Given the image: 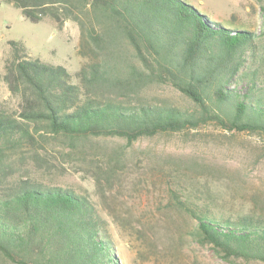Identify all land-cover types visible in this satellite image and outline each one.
<instances>
[{
  "label": "trees",
  "instance_id": "16d2710c",
  "mask_svg": "<svg viewBox=\"0 0 264 264\" xmlns=\"http://www.w3.org/2000/svg\"><path fill=\"white\" fill-rule=\"evenodd\" d=\"M7 1L33 23L50 15L59 25L65 19L80 21L79 7L90 2L121 29L141 67L128 69L117 58L115 64L97 61L83 68L81 83H74L64 66L32 59L20 41H9L6 80L11 91L20 94L21 110H0V165L25 150L34 151L36 162L38 135L120 136L132 141L209 122L264 135V76L253 60L255 33L246 22L209 20L205 9L184 0ZM61 2L77 11L54 7ZM81 29L84 38L82 24ZM98 35L90 36L95 44ZM122 74L129 76L127 81L170 84L196 105L197 112L129 104L94 97L86 90L104 84L120 89ZM13 175L0 169V251L12 263L117 264L104 221L87 197L70 187ZM182 206L198 220L204 242L225 258L264 261L263 218L219 219L185 202Z\"/></svg>",
  "mask_w": 264,
  "mask_h": 264
},
{
  "label": "rangeland",
  "instance_id": "374dc122",
  "mask_svg": "<svg viewBox=\"0 0 264 264\" xmlns=\"http://www.w3.org/2000/svg\"><path fill=\"white\" fill-rule=\"evenodd\" d=\"M184 1L205 9L209 20L246 22L255 33L253 60L264 76V0ZM65 6L76 10L69 2L54 5L61 10ZM82 6L77 12L80 21L65 19L59 25L50 15L33 23L21 9L0 0V110L11 114L21 110V96L6 80L11 40L20 41L30 58L67 68L74 83H81L83 68L97 61L115 64L117 58L128 69L141 67L121 29L90 2ZM92 33L101 36L98 44ZM127 78L122 74L120 89L104 84L86 90L94 97L129 104L197 112L196 105L170 84ZM38 140L36 162L34 151L25 150L1 163V171L70 187L87 197L104 221L117 264H264L225 258L204 242L198 220L182 206L185 202L219 219L245 215L264 219L263 134L209 122L132 141L120 136L52 134L42 139L38 135ZM0 264L14 263L0 251Z\"/></svg>",
  "mask_w": 264,
  "mask_h": 264
}]
</instances>
